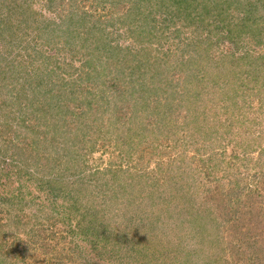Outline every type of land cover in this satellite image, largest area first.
Returning a JSON list of instances; mask_svg holds the SVG:
<instances>
[{"label": "rangeland", "instance_id": "374dc122", "mask_svg": "<svg viewBox=\"0 0 264 264\" xmlns=\"http://www.w3.org/2000/svg\"><path fill=\"white\" fill-rule=\"evenodd\" d=\"M24 1L31 10L53 16L46 0ZM94 1L111 5L110 0H84V10H94L123 49L142 48L143 64L129 76L121 74L116 60L112 64L102 57L89 65L71 57L67 48L55 53L43 46L55 57L45 71L49 76L39 84L33 82L32 90L25 86L20 94L19 87L8 94L0 90V264H83L87 257L81 252L88 238L82 235L83 228L100 223L107 224L102 236L107 238L109 261L122 258L124 242L143 241L141 253L157 257L155 264H234L235 248L227 244L229 238L236 236L234 242L244 248L238 235L247 226L244 222L254 224L251 221L257 217V225L264 224V178L259 176L264 173V101L261 104L260 99L264 97V11L257 7L229 32L224 21L208 18L204 23L189 16L188 9L179 10L185 20L176 19L175 12L173 24L163 22L159 0H113L117 12L130 6L134 10L127 19H114L108 25L109 9H94ZM19 32L30 38L27 30ZM186 40H197L194 49L202 54V61L196 62L199 75L191 76L186 85L192 89L183 90L189 94L188 116L182 122L185 112H181L175 123L172 113L157 126L156 118L165 110L158 86L172 73L160 72L161 78L151 72L149 63L159 58L174 67V79H185L180 61L191 52L184 48ZM30 44L41 46L40 41ZM22 59L28 70L35 69L25 56ZM217 64L225 70L215 72ZM125 65H131L129 59ZM232 71L238 79L237 93L230 87L214 96V87L224 86ZM112 82L120 88L114 96ZM165 86V81L160 84ZM7 126L13 132L8 133ZM25 130L27 141H35L31 147H39L40 153L29 154L26 148L23 156L28 155L30 162L41 154L47 159L43 170L9 159L13 150L9 140L21 142ZM6 171L10 179L4 176ZM25 178L30 181L22 185L19 179ZM3 183L7 185L2 187ZM7 189L11 190L5 194ZM205 202L207 208L215 206L220 217L212 224L229 220L234 225L230 231L234 234H225L221 241L226 248L222 258L214 241L218 229L211 224L206 228L205 215L197 225L198 214L206 213ZM224 208L230 213L220 216ZM258 230L253 231V239ZM256 255L254 262L264 264V249ZM150 256L141 258V263L147 264ZM169 256L175 263L168 261ZM130 260L135 264L136 257Z\"/></svg>", "mask_w": 264, "mask_h": 264}, {"label": "trees", "instance_id": "16d2710c", "mask_svg": "<svg viewBox=\"0 0 264 264\" xmlns=\"http://www.w3.org/2000/svg\"><path fill=\"white\" fill-rule=\"evenodd\" d=\"M84 0H46V9L49 13H52L53 16L48 18L44 15H42L39 11H33L30 8V5L27 1L24 0H10L9 2H6L3 4H0V90H6V94L13 93L17 87H19V94L24 90L25 86L30 88L32 90V84L33 82H39L41 79H44L49 76V73L45 72L47 70V67L49 66V63L55 58L54 56H51L47 54L45 50H43V46L50 47L52 50L55 51V53H59L62 51V49L68 50L69 54L73 58H79V60H83L82 63H87L90 65L89 62H93L97 58L99 60L102 59V57L105 58L106 61H109L112 63L111 60H116V64L118 65L117 69H121V74L126 75H133L135 71L143 64L140 62L139 57L143 54L141 52L142 48L138 49H123L118 45L117 43L113 42V39L111 38V31L107 30V25H105L101 20L96 18L94 16V10H84V7L81 3H83ZM108 1V0H104ZM150 1V0H148ZM152 1V0H151ZM150 1V2H151ZM160 6L159 11L162 10L164 12V21L169 20L172 24L173 21L176 19H184V16L180 13L179 10H182V12H186L188 9V15L191 16L193 19H198L200 21H203L204 23L207 21L208 18L213 19L214 21L219 20V22L224 21L225 29L229 30V32H232V27H239L241 26L242 21L244 22V19L247 17V20L250 15H253L254 11L257 7H261V11H264V0H159ZM162 1V4H161ZM109 3L111 5H102L95 4V1L91 6L95 8H98L99 6L102 8V10H108L109 9V18L106 22H108V25H112V21L114 19L122 20L127 19V17H130L132 14V11L134 9L133 6H130V8L120 11H115L113 9V6L115 5L113 0H110ZM156 3V0H155ZM259 5V6H258ZM150 7L152 8L153 6ZM153 10V9H150ZM177 12V16L173 18V14ZM264 16V15H263ZM243 17V18H241ZM245 17V18H244ZM241 18V19H240ZM237 19H240L237 21ZM16 21V23H15ZM132 21V20H131ZM104 25V26H102ZM22 29L27 30V36L29 37H23L21 31ZM30 41L32 42H41V46L31 45ZM204 41V40H203ZM25 43V44H24ZM184 44V48L187 50H190L191 52L188 53L189 57L183 58L180 61L181 73H186L184 76L185 79H181L179 76L178 79L173 78L174 73V67L165 66L163 63H161L159 58H154V61L149 63L150 65L148 67L154 68L150 69L151 72L155 71L158 73L162 78L163 72H169L172 74H168L166 77L168 82L166 80H162L161 83L165 81L166 86L161 88L160 84L158 86V91L160 92V97H163L164 100V107L165 110L163 112V115H159V118H156L157 126L160 124V121H163L162 119H170L171 114L175 113V120L173 122L177 123V120L179 118V115L181 112H185L183 116V120L188 116L189 109L186 108V97L189 95L184 91H189L192 88L186 89L187 84L190 83L189 78L192 76V79L195 78V76L198 74L197 70V64L196 62H201L202 58L200 60V57H202L201 53L196 52L194 47L196 48V43H198L197 40H186ZM17 47L18 50H15L14 48ZM22 47V48H20ZM126 50V51H125ZM25 53L22 55V53ZM73 55V56H72ZM25 56L28 61L34 66L35 69L28 70V67L25 64V61L22 59V57ZM206 58L207 55L204 54ZM184 57V55H183ZM233 58V60H237L238 57L234 55L230 56ZM123 58V59H122ZM122 59V62H121ZM126 59H129L131 65L127 66L125 65ZM223 63V62H222ZM113 64V63H112ZM233 66V64L230 65V68ZM58 67V66H57ZM57 67H55V71H57ZM251 67V66H250ZM229 68V69H230ZM203 69V68H201ZM199 70L201 72L200 74L203 75V71ZM222 70H225V68L219 64L214 66L215 72H221ZM50 71H52L50 69ZM49 71V72H50ZM116 71V67H115ZM196 71V72H195ZM160 72H162L160 74ZM232 77L231 79H227L224 83V86H215L214 88L217 90L214 92V96L217 92H220L218 90H222V92H225L226 90L230 89V87L233 89L234 94L235 92V80L237 79V76L234 75V71H232ZM35 73V74H32ZM109 74V73H108ZM226 74V73H224ZM158 75V76H159ZM194 75V76H193ZM199 75V74H198ZM197 75V76H198ZM44 76V78H43ZM196 76V77H197ZM218 77V74H216ZM221 79V78H217ZM204 83H206L205 77L203 78ZM238 80V79H237ZM223 81V80H221ZM113 83V82H112ZM215 84L217 82H214ZM247 83H250V80H247ZM115 86L112 96L116 95L120 88L117 83H113ZM184 86V87H183ZM9 87H11L9 89ZM35 87H38V85H35ZM183 87V88H182ZM182 88V91L180 92V89ZM175 90V92H174ZM183 92V93H182ZM174 93V94H173ZM182 93V94H181ZM220 95H225L223 93H220ZM214 98V97H213ZM162 99V98H161ZM261 104H263L264 97H261ZM212 101V99H211ZM186 105V106H185ZM28 106L27 104L24 106ZM147 106V105H146ZM225 108V112H228V106L224 103L222 104ZM233 109V108H232ZM196 110H193L195 112ZM27 117V116H25ZM155 119V117H154ZM173 120V119H172ZM171 122H168L166 126H168ZM32 130V129H31ZM6 131L8 133L13 132L10 128V126H7ZM26 134H23V140L21 142H12V140H9L8 146L13 147V150L9 156L10 161H15L21 163L22 167H34L35 171H40L44 169L45 166V159L41 154L37 158L32 159L30 162H27V157L23 156V149H28L29 154H38L40 153V148L35 147L32 148L31 145H35L36 142L33 140L27 141L29 134L26 130L24 131ZM23 132V133H24ZM0 134L1 131H0ZM60 134H63V131H60ZM29 147V148H28ZM30 149V150H29ZM7 152L5 153V155ZM22 157L24 159H22ZM174 160V159H173ZM173 162V161H172ZM171 162V163H172ZM12 163V162H11ZM53 166V164H52ZM2 173V171H1ZM3 174V173H2ZM1 174V175H2ZM10 171H6L5 175L10 179ZM140 176V175H136ZM262 179L264 178V173H261L259 175ZM22 181V185H25V182H29L30 180L26 179H19ZM52 181L50 180V183ZM6 186L7 184H2ZM11 189H7L5 194H7ZM178 197V196H177ZM188 196H183V198H186ZM189 198H193V195L189 196ZM7 202V200H5ZM132 203V202H131ZM215 206H209L206 207V202L204 203V208H206V213L198 214L197 219L198 224L200 218H202L204 215L205 217L202 218L203 222H206V228L210 227L209 225H212V229H218V232L216 234L215 245L218 249V254L222 258L224 250H226L225 246H223L222 240H224V235L230 237V233L234 234V232H230L232 228H234V225L231 221L227 220L222 224V222H217L216 225L212 224V219L218 220L220 217L218 216L217 212L214 210ZM188 208H184L185 213L187 214L186 210ZM225 213H219L220 216L222 215H229L230 210L225 209ZM249 209H247L248 211ZM129 211H124V214H127ZM250 215V212H248ZM259 217V216H258ZM101 218V216H100ZM187 220L190 222L189 218ZM258 218L255 217L254 224H251L250 222H244L247 224V226L244 227V230L239 231L238 235L242 236L241 243H244V248L242 244H237L234 242L233 239L236 238V236H233L229 238L227 241V244L229 247L235 248V258L236 261L234 264H256L257 262H254L258 256L256 255L257 251H263L264 249V224L262 226L260 224L257 225ZM191 223V222H190ZM227 224V225H226ZM93 224L90 227L83 228L84 231L82 235H87L86 240V246L83 248L82 252L85 254L87 258H85V261L83 264H103L100 263L102 261H107L104 264H131L130 259L131 257H136L135 264H142L141 258H144L146 256H150L144 252L141 253L142 247L140 245L142 242L139 243H133V242H124L123 244V254L122 258L118 261L116 259H113V261H109L107 258V238L103 237L107 228L105 229L102 223ZM254 226L252 229L251 226ZM96 226V227H95ZM255 228L260 229V231L257 233V238L253 239L252 233L255 232ZM234 230V229H233ZM33 229L31 228V230ZM40 232V230H37ZM238 232V230H236ZM254 231V232H253ZM36 232V231H35ZM191 232V231H190ZM27 233V232H26ZM189 234V232H187ZM37 234L32 235L33 237ZM96 236L94 239H92V236ZM102 236L103 239H100L99 237ZM122 241L125 239L124 235L122 237ZM134 238V237H133ZM133 238H130L133 240ZM170 239V238H169ZM221 239V240H219ZM172 240V239H171ZM187 241H183L182 245L184 244V248L188 245H186ZM222 244V245H221ZM47 246V245H46ZM76 248V247H75ZM126 248V249H125ZM112 257L114 256L113 250ZM117 258V257H116ZM207 256H205V259ZM137 259L138 262H137ZM155 259L157 260V257L154 255L149 257L147 264H155ZM172 259V260H170ZM164 260V259H163ZM176 259L174 257L169 256L168 261H172V263H175ZM222 260V259H221ZM223 261L228 263L227 258H223ZM259 261V260H258ZM165 262V261H164ZM163 262V263H164ZM158 263V264H163ZM134 264V262H133ZM166 264H168L166 262ZM259 264V263H257Z\"/></svg>", "mask_w": 264, "mask_h": 264}]
</instances>
